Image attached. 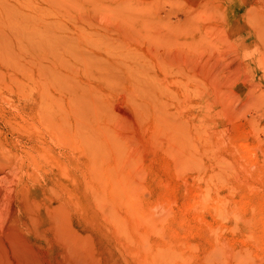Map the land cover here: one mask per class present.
<instances>
[{
    "label": "rangeland",
    "instance_id": "374dc122",
    "mask_svg": "<svg viewBox=\"0 0 264 264\" xmlns=\"http://www.w3.org/2000/svg\"><path fill=\"white\" fill-rule=\"evenodd\" d=\"M134 1L0 0L1 15L99 42L84 45L90 60L82 46L59 63L21 50L15 69L0 57L1 76L42 75L65 106L74 92L90 102L81 170L53 144V229L30 233L28 213L3 204L0 264H264V0ZM132 5L143 24L121 13Z\"/></svg>",
    "mask_w": 264,
    "mask_h": 264
},
{
    "label": "bare ground",
    "instance_id": "6f19581e",
    "mask_svg": "<svg viewBox=\"0 0 264 264\" xmlns=\"http://www.w3.org/2000/svg\"><path fill=\"white\" fill-rule=\"evenodd\" d=\"M114 1L118 2L117 5L126 7L135 2ZM5 8L8 10L0 14V57L8 67H19L23 50L43 55L53 52L52 57L59 63L66 60L65 53L78 54L81 52L78 47L82 46L84 57H88L89 53V60L94 59L91 50L84 47L88 42L91 45L99 43L91 40L93 33L90 36L84 33L78 36V41H74L72 36L64 35L61 24L50 21L43 23L38 21L37 16L29 21L26 15L15 11L13 7ZM120 11L127 18L129 16L133 23L140 20L143 24L140 17L145 12L140 8L133 6ZM151 18H155V15ZM20 19L26 21L20 23ZM147 22L149 21L145 23ZM5 26L9 27L13 36L5 33ZM259 27L264 34V25ZM191 32L194 36L195 33ZM14 45L18 46L20 51H17ZM122 55L126 56L125 53ZM119 63L122 67L127 65L125 59H120ZM134 69L130 67L131 72ZM53 78L55 82L68 84L66 79ZM52 82L42 75H0V207L6 203L10 207L14 204L20 212L28 213L29 217L21 220V227L30 233L38 234L50 232L55 219L52 194L55 184L53 144L56 138H60L61 154L65 155V162H70L76 169L81 170L84 156V113L88 112L87 104H90L84 99V95L74 92L68 98L69 107L65 106L62 98L55 96ZM240 87L244 85L241 84ZM146 93L153 99V91ZM259 96L264 100V90ZM258 102L264 103L261 99ZM71 116L75 119L74 123L70 120ZM181 140V136L177 135L175 142ZM72 147H77L79 151L72 153ZM67 150H70L71 154ZM225 197H220L219 193L216 195L215 207L220 213H225L228 208L223 205V202H227ZM142 214L148 219V213ZM61 232L73 253L77 254L83 263L84 255L77 244L79 238L67 221ZM162 250L166 251V246ZM237 257L238 255L235 262H240L241 258Z\"/></svg>",
    "mask_w": 264,
    "mask_h": 264
}]
</instances>
